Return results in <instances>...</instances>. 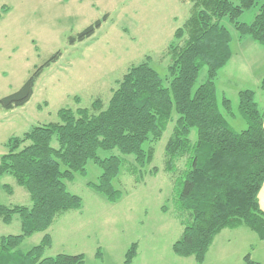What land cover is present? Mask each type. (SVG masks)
Segmentation results:
<instances>
[{
  "label": "trees",
  "instance_id": "obj_1",
  "mask_svg": "<svg viewBox=\"0 0 264 264\" xmlns=\"http://www.w3.org/2000/svg\"><path fill=\"white\" fill-rule=\"evenodd\" d=\"M189 3L190 15L162 52L167 60L169 83L145 62L132 65L117 81L108 102L96 97L88 108H62L58 121L35 126L11 137L7 153L0 157V178L10 176L24 188L30 206L0 205V219L10 224L20 219L21 233L0 237V264H85L82 255L47 256L52 239L46 231L57 217L81 209V200L68 192L74 174L85 176L89 161L102 170L96 183L87 186L109 203L121 198L112 182L132 156L129 171L136 174L154 159V144L173 123L164 147L163 170L171 178V212L182 228L173 253L203 264L215 238L223 230L245 226L264 241V212L258 195L264 184V112L253 90L237 95L238 112L246 129L233 131L226 117H233L231 101L217 99L216 81L231 59V25L239 41L250 39L264 48V0H180ZM258 7L251 23L240 22L245 12ZM107 15L83 29L69 44L82 42L100 28ZM53 54L35 68L19 90L0 100L10 111L32 97L43 70L56 62ZM206 81L196 87L200 71ZM264 92V78L259 84ZM79 105V98H74ZM175 116V119H174ZM192 131L196 140L191 139ZM99 150H117L118 156L101 159ZM12 194V188L5 186ZM45 233L26 253L19 250L24 239ZM137 244H132L122 264H133ZM100 253L97 251L96 257ZM244 264H259L249 255Z\"/></svg>",
  "mask_w": 264,
  "mask_h": 264
},
{
  "label": "rangeland",
  "instance_id": "obj_2",
  "mask_svg": "<svg viewBox=\"0 0 264 264\" xmlns=\"http://www.w3.org/2000/svg\"><path fill=\"white\" fill-rule=\"evenodd\" d=\"M190 7L180 0H0V100L19 90L35 68L60 53L59 59L43 70L24 106L10 111L0 108V157L7 153L11 137L57 122L58 110L88 108L96 97L108 102L128 68L148 58L167 86L168 61H162L160 56L174 32L188 19ZM257 11L258 7L245 12L240 22L251 23ZM105 15L107 19L93 36L69 44L70 37ZM224 23L235 40V30ZM236 76L240 81L224 91L218 84L217 99L220 103L224 92L231 100L233 117L226 119L231 129L239 133L246 129V123L238 112L234 91L252 86V80L243 79L240 73ZM205 81L203 68L196 87ZM75 97L79 98V105ZM172 127L173 123L169 124L161 140L154 144L153 162L135 175L130 173L128 164H133L134 158L123 157L127 163L112 182L121 194L115 203H109L87 186L96 183L102 173L92 161L86 165L85 176L74 174L66 188L80 198L81 209L57 217L46 231L52 239L47 256L82 255L85 264H122L126 251L136 243L133 264H197L193 258H181L172 251L173 243L182 234L171 212V178L163 170L164 147ZM191 139L196 140L195 131ZM97 154L105 159L119 153L99 150ZM5 186L12 188V194ZM0 205L30 206L29 195L13 178L3 176ZM20 233L17 215L10 224L0 219V237ZM44 234L24 239L19 250L28 252L41 242ZM246 255L254 262L264 261V242L245 226L226 229L215 238L203 264H244Z\"/></svg>",
  "mask_w": 264,
  "mask_h": 264
},
{
  "label": "crops",
  "instance_id": "obj_3",
  "mask_svg": "<svg viewBox=\"0 0 264 264\" xmlns=\"http://www.w3.org/2000/svg\"><path fill=\"white\" fill-rule=\"evenodd\" d=\"M230 49L231 59L218 75V79L216 82L217 90L218 84L221 85L222 90H226V87H232L230 86V84H236V80L240 81V79H238V77L236 76L240 73L241 75H243V79L252 80L253 82H250L252 83V86H243L244 88H236V90L234 91L236 97L241 90H253L255 92V100L258 104V107L261 111L264 112V92L259 89V84L264 78V48L252 42L251 40L245 39L239 41L236 38L235 40H232ZM229 66H233V68L231 67V69H229ZM234 68L236 69V71L233 70ZM248 77L249 79H247ZM222 93V95L225 96V93ZM258 202L261 211L264 212V184L259 192ZM256 261L259 264H264V261L262 260Z\"/></svg>",
  "mask_w": 264,
  "mask_h": 264
}]
</instances>
